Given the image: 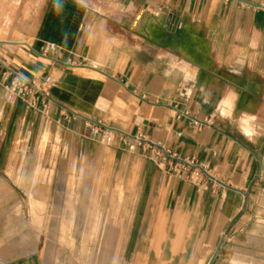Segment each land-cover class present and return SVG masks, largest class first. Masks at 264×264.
Listing matches in <instances>:
<instances>
[{
  "label": "crops",
  "instance_id": "1",
  "mask_svg": "<svg viewBox=\"0 0 264 264\" xmlns=\"http://www.w3.org/2000/svg\"><path fill=\"white\" fill-rule=\"evenodd\" d=\"M0 60L51 94L47 114L7 100L0 70V264L63 262L51 225L74 175L95 187L98 264H204L218 249L219 264L261 237L264 0H0ZM228 91L234 114L218 110ZM121 134L224 184L199 190Z\"/></svg>",
  "mask_w": 264,
  "mask_h": 264
},
{
  "label": "rangeland",
  "instance_id": "2",
  "mask_svg": "<svg viewBox=\"0 0 264 264\" xmlns=\"http://www.w3.org/2000/svg\"><path fill=\"white\" fill-rule=\"evenodd\" d=\"M38 177L41 180H47L49 174L42 172ZM71 181L70 188L65 190V195L68 197L67 204L56 210L59 213V218L51 225L60 234L57 237L61 247L60 255L64 264H98L97 262L102 260V255L105 254L99 251L101 239L96 236V232L102 228L103 222L95 220V187L88 184L81 190L80 180L76 175L72 177ZM44 211L46 209L43 211L41 209V212ZM46 223V220H41L42 227L46 228ZM255 228V222L252 221L250 229L255 230ZM258 232L261 237L252 238L247 243L248 251L224 254L222 258L226 259V262L221 261L219 264H228L230 260L235 261L234 259H242L244 264H264V226ZM220 254L218 249L204 264H213L212 257H218ZM205 255L207 254H202L201 258Z\"/></svg>",
  "mask_w": 264,
  "mask_h": 264
},
{
  "label": "built area",
  "instance_id": "3",
  "mask_svg": "<svg viewBox=\"0 0 264 264\" xmlns=\"http://www.w3.org/2000/svg\"><path fill=\"white\" fill-rule=\"evenodd\" d=\"M59 47L50 45L43 48V52L58 51ZM4 69L2 88L4 97L7 100H20L27 107L35 112L47 114L51 103L50 87L37 84L36 80H31L21 75L19 72L11 69L4 61L0 60V70ZM191 122L200 127L202 123L197 118H192ZM95 136L101 135V141L110 143L114 138L115 129L100 123H89ZM123 144L130 150L135 151L142 147L143 151L148 152V158L163 172L171 174L179 179H184L199 190H208L211 182L221 183L222 181L215 178L210 170L200 162L196 157H182L172 151L160 142L148 141L144 143L145 137L130 136L121 134ZM224 183V182H223ZM221 183V184H223Z\"/></svg>",
  "mask_w": 264,
  "mask_h": 264
},
{
  "label": "clouds",
  "instance_id": "4",
  "mask_svg": "<svg viewBox=\"0 0 264 264\" xmlns=\"http://www.w3.org/2000/svg\"><path fill=\"white\" fill-rule=\"evenodd\" d=\"M238 98V94L233 91H228L226 95L220 100L218 110L225 109L229 114H234Z\"/></svg>",
  "mask_w": 264,
  "mask_h": 264
},
{
  "label": "water",
  "instance_id": "5",
  "mask_svg": "<svg viewBox=\"0 0 264 264\" xmlns=\"http://www.w3.org/2000/svg\"><path fill=\"white\" fill-rule=\"evenodd\" d=\"M221 183H223V182H221ZM224 184V183H223Z\"/></svg>",
  "mask_w": 264,
  "mask_h": 264
}]
</instances>
